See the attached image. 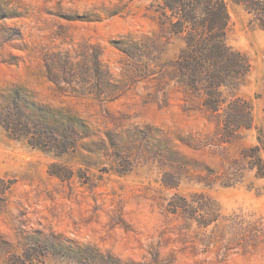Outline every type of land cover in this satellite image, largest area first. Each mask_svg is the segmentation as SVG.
<instances>
[{
  "label": "rangeland",
  "instance_id": "rangeland-1",
  "mask_svg": "<svg viewBox=\"0 0 264 264\" xmlns=\"http://www.w3.org/2000/svg\"><path fill=\"white\" fill-rule=\"evenodd\" d=\"M221 1L216 81L161 0H0V264H264V0Z\"/></svg>",
  "mask_w": 264,
  "mask_h": 264
},
{
  "label": "trees",
  "instance_id": "trees-1",
  "mask_svg": "<svg viewBox=\"0 0 264 264\" xmlns=\"http://www.w3.org/2000/svg\"><path fill=\"white\" fill-rule=\"evenodd\" d=\"M163 8L171 19V25L177 33H187V43L190 46L197 43L198 48H204L206 43L200 37L202 33L212 32L216 34L208 40L212 45L208 49L209 56L217 70L215 80H222L228 72L244 74L247 71V62L240 53L229 54L224 39V31L228 26L229 14L226 4L221 0H161ZM199 12L204 13L199 18ZM261 17L264 27V14ZM200 38V39H199ZM204 40V39H203ZM206 41V40H205ZM224 73L223 75H221ZM215 83V81H214ZM216 85V84H214ZM219 85V84H218ZM213 88V86H212ZM211 97V98H210ZM207 105L213 110L220 107V99L216 93L210 94ZM216 99L215 101H211Z\"/></svg>",
  "mask_w": 264,
  "mask_h": 264
}]
</instances>
